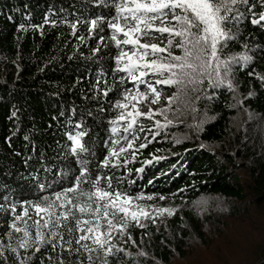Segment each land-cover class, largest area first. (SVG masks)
Wrapping results in <instances>:
<instances>
[{"label": "trees", "instance_id": "16d2710c", "mask_svg": "<svg viewBox=\"0 0 264 264\" xmlns=\"http://www.w3.org/2000/svg\"><path fill=\"white\" fill-rule=\"evenodd\" d=\"M117 2L123 0H0V264H137L140 249L167 264L173 253L183 255L189 230L203 238L200 217L189 208L196 197L221 196L264 209V83L257 78L264 76V20H260L264 0L231 5L222 22L234 39L221 58L242 52L253 57L243 68L233 66L229 77L233 89L227 84L209 87L203 77L188 85L186 95L169 103L166 97L176 88L154 85L164 94L161 104L140 103L144 107L140 110L164 111L155 112L151 120L137 117L127 132L128 111L116 102L123 101L122 92L128 89L145 92L146 87L116 70L114 57L120 48L111 40L114 30L108 23L118 22ZM253 19L258 23L252 24ZM169 23L175 24L170 14L165 25ZM156 24L160 26L159 21ZM116 35L124 39L122 33ZM140 39L163 47L169 37L153 33ZM123 48L131 51L130 45ZM173 52L180 54L177 49ZM155 78L149 74L142 79L154 82ZM193 87L196 91H191ZM121 114L125 119H117ZM165 117L172 123L167 124ZM156 120L164 126H157ZM182 127L192 129L193 136L173 139L172 132ZM70 136L77 137L75 151ZM78 176L84 193L92 191L91 182L100 176L97 184L105 190L130 197L152 195V199L130 201L128 226L111 241L103 237L102 248L94 240L106 228L103 209L100 231L88 233L95 216L81 214L54 195L71 187ZM69 195L73 202L87 200ZM45 196L48 200L42 199ZM49 203L53 207L40 213L33 207L46 208ZM138 206L149 212L171 209L172 214L140 216L144 225L140 227L131 218ZM68 209L72 210L68 218L60 216ZM123 216L117 212L109 219L123 224ZM85 220L90 223L84 224ZM37 222L45 237L39 248ZM53 230L58 235L52 236ZM82 235L90 238L80 239ZM21 241L28 246L21 247ZM109 243L114 247L106 255Z\"/></svg>", "mask_w": 264, "mask_h": 264}, {"label": "snow or ice", "instance_id": "6c2138e0", "mask_svg": "<svg viewBox=\"0 0 264 264\" xmlns=\"http://www.w3.org/2000/svg\"><path fill=\"white\" fill-rule=\"evenodd\" d=\"M237 3H247V0H230V3H225L224 0L215 2V0H123V3L117 2L115 5L117 23L109 21V29H113V35L111 40L120 48L119 55L114 57L116 61V70L125 71L132 81L137 84H144L146 87L145 92L136 89L133 92L131 89L122 92V95L131 104V110L128 111L127 127L125 132L131 128L132 123L137 117H146L149 120L155 112H163L164 109H152L149 108L147 112H143L138 107L141 101L151 99V103L155 104L158 99L161 98V93L156 89L154 85L174 86L176 91L172 96L166 97L171 103L177 98H181L189 91L188 85H196L201 82L203 77L207 78V84L209 87H219L222 84H227L229 89H233L234 85L229 79L233 72V66L238 65L243 68L247 63L253 60V57L246 52L238 53L235 55H229L225 58L223 56V49L227 43L234 39L233 35H230L222 27V22H226L228 12L231 11V5ZM221 9H224L221 15ZM170 14L171 21L175 24L169 23L165 25V20ZM164 18V19H161ZM260 20H264V12L260 14ZM159 21L157 26L156 22ZM252 24H257L258 21L253 19ZM92 25L96 24V21L91 22ZM35 27V26H34ZM18 28H23V25H18ZM91 31V29H90ZM117 33H122L124 39H118ZM153 33L168 34V42L165 46L161 47L157 43H142L140 37L146 35H152ZM103 39V37H101ZM123 45H130L131 51H125ZM173 49L179 50L180 54L175 55ZM150 50V51H149ZM95 51V50H94ZM162 53H167L166 56H162ZM149 55L155 57L152 59H146ZM126 58V60H125ZM152 74L155 76L154 82L146 81L143 77ZM253 73L250 72L249 76ZM257 78L264 83V76ZM191 91H196L193 87ZM151 93V97L148 96ZM107 94V93H105ZM253 93L249 92L251 96ZM201 97L197 96L196 100H200ZM237 103H240L238 101ZM116 106L121 108H127L128 105L116 102ZM192 111L196 112V108L192 107ZM117 119H125L121 114ZM167 124H171L172 121L165 117ZM203 123V121H201ZM157 126L163 127L159 120L155 121ZM199 127V125H195ZM116 131L115 128L112 129ZM78 135H82L78 134ZM153 136L156 132L152 133ZM73 141V151H75V145L77 143L76 136L69 137ZM115 143V141H114ZM128 145H132V141H128ZM140 147H145L144 144H140ZM204 147L203 144L200 145ZM124 150L121 149V152ZM187 151V150H186ZM111 152V150H110ZM108 157H105L106 162ZM102 162V163H104ZM147 163V161H146ZM86 171L83 167L80 169L81 175ZM139 171V170H138ZM101 177L97 176L95 181H92V191L84 193L79 188V182L81 177H76V182L71 187L65 188L62 192H56L54 195L57 199H61L63 202L72 203L73 208L79 211L81 214L88 213L95 216L96 223L94 226L87 229L88 233H95L100 231V216L99 212L103 209L104 220L106 221V228L100 231V235H97L94 243L103 248L104 239L107 237L108 241L112 240V237L116 235V232L123 234L124 229L128 226V204L133 200L140 199H152V195L144 196L138 193L136 197H130L120 191H111L110 188L105 190L98 186L97 182ZM151 183V181H149ZM178 192H183V189H178ZM69 194H78L77 201L80 197L86 196V201L73 202ZM94 198V199H93ZM43 200H48V197H42ZM159 199H165L164 196H160ZM32 203V202H25ZM93 205L95 207H93ZM37 213L47 211L52 208V204L49 203L46 208H42L39 204H33ZM139 211H132L131 218L137 225L143 227L139 217H150L154 213L168 212L172 214L171 209L156 208L152 212L145 211L143 206H138ZM151 206H149L150 208ZM14 210V209H13ZM72 210L61 211L60 216L68 218ZM124 213L123 224L116 223L114 219H109V215L116 216V213ZM23 215V213L21 214ZM17 220L20 216L16 217ZM59 217H56V221L59 222ZM155 223V220L152 221ZM84 224H89L90 221H83ZM81 220H76L77 231L80 230ZM44 225L48 226L49 221L45 220ZM12 227V225H9ZM16 231H21L17 228ZM72 229H69L71 232ZM25 237L28 236V232H24ZM51 235L55 236L58 233L53 230ZM90 238L87 235H82L80 239ZM131 239V237H128ZM45 237L40 231V224L37 222L36 241L37 248H39L40 242H44ZM79 242V241H77ZM21 247H27L26 241H21ZM114 245L108 244V248L105 249V254L112 250ZM119 250V249H118ZM144 255L145 253H140Z\"/></svg>", "mask_w": 264, "mask_h": 264}, {"label": "rangeland", "instance_id": "374dc122", "mask_svg": "<svg viewBox=\"0 0 264 264\" xmlns=\"http://www.w3.org/2000/svg\"><path fill=\"white\" fill-rule=\"evenodd\" d=\"M163 95L161 93V97ZM121 103L128 105L123 108L124 111L131 110V104L125 97ZM140 103L144 107L147 104L151 107L154 105L150 99ZM140 103L138 107L144 108ZM156 104H161V99ZM169 109L171 108L168 107L167 110ZM183 112L185 115L184 110ZM201 117L205 119L206 113L203 112ZM177 130L171 134L173 139H189L193 136L192 129L182 127ZM189 206L200 217L203 238L198 239L189 230L183 255L173 253L167 264H264V212L259 214L264 209H258L253 204L244 206L236 199L229 200L209 194L196 197ZM138 252L137 264H166L149 252L145 251L144 255L140 254L143 253L142 249Z\"/></svg>", "mask_w": 264, "mask_h": 264}]
</instances>
